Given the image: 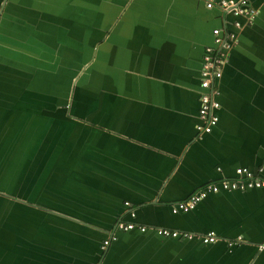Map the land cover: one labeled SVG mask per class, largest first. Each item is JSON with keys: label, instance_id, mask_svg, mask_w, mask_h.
I'll list each match as a JSON object with an SVG mask.
<instances>
[{"label": "crops", "instance_id": "obj_1", "mask_svg": "<svg viewBox=\"0 0 264 264\" xmlns=\"http://www.w3.org/2000/svg\"><path fill=\"white\" fill-rule=\"evenodd\" d=\"M249 2L250 19L202 0H0V264H264V189L172 211L239 167L264 176V0ZM215 28L237 41L198 134ZM120 218L219 239L133 229L103 250Z\"/></svg>", "mask_w": 264, "mask_h": 264}, {"label": "built area", "instance_id": "obj_2", "mask_svg": "<svg viewBox=\"0 0 264 264\" xmlns=\"http://www.w3.org/2000/svg\"><path fill=\"white\" fill-rule=\"evenodd\" d=\"M207 8L218 6L226 13H232L235 16H245L250 19L256 14V9L250 5L249 0H202ZM237 28L241 27V23L235 22ZM214 45H208L204 49L202 72H201V93L199 119L197 125L198 134L210 133L219 122V116L216 111L220 108L219 101L215 98L218 93V82L222 77V69L227 62L229 50L237 41L236 33H226L223 35L221 29L215 28ZM262 169L258 171L251 170L248 167H239L236 169L235 176L225 177L218 181H209L200 188L193 191L186 198L176 201L172 204V211L188 212L194 209L203 199L207 198L211 193H217L221 190H235L245 188H264V176L261 175ZM126 206L130 203L126 202ZM130 215L135 217V211L130 210ZM139 229L142 232L148 229L155 230L159 235L177 238H199L203 243L209 244L216 242L219 237L213 231L196 234L187 230L172 229L168 227L149 226L138 223L133 220H125L120 218L106 238L101 247L107 249L111 241L115 240L116 231H129ZM232 244V242H230ZM260 250H264V242L259 245Z\"/></svg>", "mask_w": 264, "mask_h": 264}, {"label": "water", "instance_id": "obj_3", "mask_svg": "<svg viewBox=\"0 0 264 264\" xmlns=\"http://www.w3.org/2000/svg\"><path fill=\"white\" fill-rule=\"evenodd\" d=\"M218 124V123H217ZM250 169V168H249ZM251 170H254V169H252L251 168ZM261 173H262V171H261ZM262 176H263V174H261ZM250 189H264V188H245V189H236V190H239V191H242V192H244V191H247V190H250ZM206 199V198H205ZM204 200V199H203ZM195 209V208H194ZM193 210V209H192ZM191 210V211H192ZM188 212H190V211H188ZM178 213H186V212H178ZM177 213V214H178ZM136 214V213H135ZM131 216V215H130ZM136 216V215H135ZM148 231H151V232H153L154 234H156V235H158V236H161V237H164V238H176V239H179V238H177V237H166V236H162V235H159L155 230H153V229H148L147 231H145V232H148ZM142 232V231H141ZM145 232H143V233H145ZM192 232V231H191ZM210 232V231H209ZM214 233H215V231H213ZM193 233H196V234H204V233H197V232H193ZM197 238V237H196ZM238 238H240V239H242V237H238ZM181 239V238H180ZM192 239H195V238H191V239H186V238H184L183 240H192ZM263 243V242H262ZM260 249V248H259ZM262 251H264V250H262Z\"/></svg>", "mask_w": 264, "mask_h": 264}, {"label": "trees", "instance_id": "obj_4", "mask_svg": "<svg viewBox=\"0 0 264 264\" xmlns=\"http://www.w3.org/2000/svg\"><path fill=\"white\" fill-rule=\"evenodd\" d=\"M256 171H258V170H256Z\"/></svg>", "mask_w": 264, "mask_h": 264}]
</instances>
